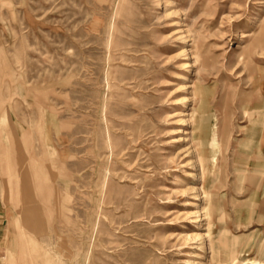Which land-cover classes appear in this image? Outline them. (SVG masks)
Segmentation results:
<instances>
[{
	"label": "rangeland",
	"instance_id": "obj_1",
	"mask_svg": "<svg viewBox=\"0 0 264 264\" xmlns=\"http://www.w3.org/2000/svg\"><path fill=\"white\" fill-rule=\"evenodd\" d=\"M99 1L0 0V106L9 103L33 134L36 155L42 128L51 185L69 196L68 218L62 220L53 206L45 210V232H34L0 198V264H85L86 250L95 264H217L207 238L198 237L205 232L201 190L213 173L226 237L251 235L254 243L264 238L257 217L249 223L245 216L263 202L257 193L249 196L256 155L247 158L245 151L251 130L264 118V85L252 90L256 76L264 83V50L252 53L245 67L236 57L242 34L264 19V0H125L117 17ZM96 17L98 31L90 32ZM110 21L119 30V45L140 50L130 56L138 67L111 71L117 79L142 83L135 91L114 90L112 98L104 76L117 63L106 60L103 31ZM199 54L209 66L194 62ZM213 114L222 138L212 164L217 149L200 119L209 122ZM106 133L113 155L100 161L95 155L103 152ZM198 152L207 160L206 177ZM107 166L113 172L97 211L93 173ZM91 218L94 233L87 232ZM245 257L255 259L256 249Z\"/></svg>",
	"mask_w": 264,
	"mask_h": 264
},
{
	"label": "bare ground",
	"instance_id": "obj_2",
	"mask_svg": "<svg viewBox=\"0 0 264 264\" xmlns=\"http://www.w3.org/2000/svg\"><path fill=\"white\" fill-rule=\"evenodd\" d=\"M99 2H102L105 4L107 3L109 6H112L111 13H114L116 17L121 16L120 14L123 8V3H125V0H119L118 6H114V2L111 0H100ZM113 22L110 21L105 27V29L103 28L104 29L103 32L105 35L104 46L106 50L109 52L108 58L106 60H108V62L117 61L116 64H113V63L109 64L106 70V73L104 74V76H106L107 88L110 92L109 93L110 98L114 96V93H115L114 90L135 91V90H138L142 84L141 82H138V83L133 82L134 77H131V76L121 77L117 79L115 76V73L111 71L112 68H117V67H122L123 69L132 70L133 68H135L136 64L133 63L130 56L135 55L136 53L140 52V50L133 49L134 47L129 48V47H125V45L124 46L119 45V43L117 42L118 37L115 36V34L117 35V33L119 32V30L117 28V25H115ZM98 24L100 25V20L96 17L94 18L92 25L89 27V31L97 32L98 26H99ZM257 26L258 27L255 28L254 31L242 34V39H244V41L240 45V51L236 57H237V61L239 63H242L244 67L246 66L248 61L251 60L252 53L264 50V19ZM111 52L112 53L117 52L116 53L117 57L113 58V55ZM201 58H202V54L197 55L195 57L194 62L197 63L198 61L201 60ZM209 64L210 63L206 59L201 60L202 67H207L209 66ZM186 65L187 67H193V63L186 64ZM186 65L184 67H186ZM250 77L252 78V76ZM262 81H263L262 77L256 76V79H253L252 81V90L256 89L260 91L264 85ZM201 93H202L201 88L197 87L196 89H194L193 95L198 96V102L199 100L201 101L203 99ZM260 102H261L260 109H262V113L260 114V116L262 115L264 117V99L260 100ZM103 109H104V106H103ZM258 110H256V112H258ZM192 111L194 110L192 109ZM192 114H190L189 117L192 116ZM200 126H201V129L206 130L205 135L208 136L209 143L213 146V148L215 147V149H217L210 156L211 157L210 163L213 164L214 163L213 161L216 158L215 155L219 152V149H218L219 143H220L219 138H222L221 126H220L218 115L213 114L209 122H208V117H202L200 119ZM251 131L252 132L249 134L250 135L249 137L251 138L250 139L251 144L246 148L245 154L247 158L249 156L256 155V162H255L256 165L254 166L255 169H254L253 175H251L253 189H251L249 196L250 198H254L257 193L260 196H262L263 202L261 201L262 204H261V207H259L258 211H253L252 209L246 210L245 216H246V221L249 220V223H250V219L256 216L257 217L256 221L261 223L264 226V150H263L264 148L263 149L261 148L263 145L262 141H264L263 140L264 138V118L263 119L260 118V120L257 121L256 128H254ZM38 133L40 137L39 139L42 142L41 144L42 147L41 145H37L38 149H40L41 151L40 153L36 155L33 152V147H34L33 141L35 140V139H32L33 134L31 135L27 133V129L24 128V125L21 123V120L18 118V116L13 111L12 106L11 105L9 106V103H5L3 105V108L2 106H0V198L3 199V201H5L6 203L10 204L11 207L15 209L16 214H17L16 216H18L23 222L31 223V225L33 226L32 230H34V232L37 231L39 227L41 228V226H43L45 218L47 216V212L45 210H49V207L53 206V208L57 209L58 215H60L59 217H61L62 220L68 218L66 215V208L64 205H66L65 198L69 197L66 195V193H62L61 191L54 189L53 186L51 185L52 178H51L50 172L48 171V164L46 162L47 152H46V149L44 148V140L42 138L43 137L42 128L38 127ZM190 136L192 138L191 134ZM44 137H46V135ZM102 139H103L102 140L103 141L102 142L103 152L101 153L98 152L95 155V158L98 160L107 159L110 154L113 155L111 151L112 143H111L110 135H107L106 133V136L104 138L102 137ZM200 143H198L197 145L198 148L199 147L201 148ZM254 147L256 150L254 149ZM105 149L106 150L110 149V152L109 153L106 152ZM197 161L202 163L201 174L206 177V175H208L207 173L208 167H207V163L206 164L204 163L207 160H204L202 158V153L198 152ZM251 163L255 164L254 162H251ZM214 167L215 166L213 165V168L211 167V169H209L211 173ZM110 172H113V171L109 166H107V168H105V170H103L101 174L95 173V172L93 173L96 176V180L92 186L93 187L92 193L96 197V203H94L95 204L94 207L97 209V211L100 210L99 201L100 202L102 201L101 198L103 197V194L105 193V188L108 184L107 176ZM213 177H214V173L209 175L208 177L209 180L206 181L208 186H206L205 188H202L201 190V198L204 199L205 204L201 208H199L200 209L199 215L203 218L201 220L202 222L204 221L203 225L205 226V232L198 235L199 239H203L205 237L207 238V242H206L207 249L210 250L212 260L215 259L217 261V264H264V238H260L256 240V242L254 243V242H251V237H252L251 235H240V236L234 237L233 239H229L230 237L229 238L226 237L225 234L227 231L223 227V224H224L223 219H224L225 213L223 212L221 206H219L217 202L215 201V197L217 194H215L213 191L214 181H215V177L214 178ZM86 187H87V184H84L83 188H86ZM86 194H87V191H83L84 197L86 196ZM106 203L111 204L112 202L110 201ZM214 207H215V210H214ZM213 218H214V221H212ZM45 222L47 223V221ZM88 223L89 224L87 227H90V226L91 227H90V230H87V232L89 233L90 231L91 233H94L96 229V226H95L96 223L95 221H93V218L89 219ZM238 227L239 225L237 226V229ZM44 228H41V232L46 231ZM213 228H216L215 231L213 230ZM25 234H28L27 231ZM23 235L24 234H22L21 236ZM242 240H244V242H241ZM35 244L37 245L36 242ZM104 245H105L104 243L96 244L95 247L97 248L99 246H104ZM254 249H256V258L255 259L246 258L245 256H248L249 253L252 252ZM194 256H198V254H194ZM91 257L92 258L95 257L94 254L86 250L85 264H95V262H92ZM192 263L196 264L197 261L194 260L192 261Z\"/></svg>",
	"mask_w": 264,
	"mask_h": 264
}]
</instances>
